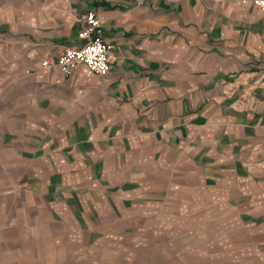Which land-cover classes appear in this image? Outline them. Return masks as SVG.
<instances>
[{
    "label": "crops",
    "instance_id": "0c3cea01",
    "mask_svg": "<svg viewBox=\"0 0 264 264\" xmlns=\"http://www.w3.org/2000/svg\"><path fill=\"white\" fill-rule=\"evenodd\" d=\"M0 264H264V12L0 0Z\"/></svg>",
    "mask_w": 264,
    "mask_h": 264
},
{
    "label": "built area",
    "instance_id": "2783aa9c",
    "mask_svg": "<svg viewBox=\"0 0 264 264\" xmlns=\"http://www.w3.org/2000/svg\"><path fill=\"white\" fill-rule=\"evenodd\" d=\"M252 5L264 12V0H252ZM99 23V19L92 12L87 13L85 26L77 35L83 40L82 45L76 49L62 50L54 62L41 61L40 68L55 67L60 74L68 75L77 64H82L89 73L105 76L108 70L109 46L105 45L100 38Z\"/></svg>",
    "mask_w": 264,
    "mask_h": 264
}]
</instances>
